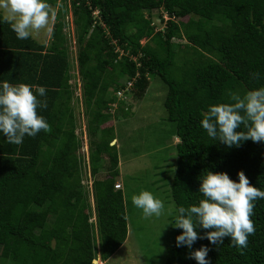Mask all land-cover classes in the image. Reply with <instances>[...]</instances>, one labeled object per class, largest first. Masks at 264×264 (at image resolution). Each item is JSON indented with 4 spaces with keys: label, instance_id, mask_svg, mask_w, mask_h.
<instances>
[{
    "label": "trees",
    "instance_id": "trees-1",
    "mask_svg": "<svg viewBox=\"0 0 264 264\" xmlns=\"http://www.w3.org/2000/svg\"><path fill=\"white\" fill-rule=\"evenodd\" d=\"M66 1L47 0L57 7L58 20V33L52 30L55 38L47 46L32 37L17 39L0 16V90L5 81L33 86L47 104L37 112L51 128L26 135L20 145L8 144L0 133V264L106 262L123 245L127 217L122 191L114 189L119 175L111 145L114 129L103 125L118 117L111 113L117 105L127 116L117 93L130 80L127 92L137 101L147 95L149 77L165 86L166 120L174 123L178 137L169 190L177 216L179 207L202 199L199 177L205 171L226 173L236 182L243 171L252 186L264 191V142L248 140L230 148L210 138L200 124L210 106L232 102L229 92L243 97L264 87V0H71L93 211L82 184V141L72 114L78 98L70 83L76 75L69 39L62 32ZM96 10L105 28L94 21ZM153 10L167 15L162 30L151 21ZM35 86L46 89L44 97ZM93 214L95 221L89 222ZM251 219L255 234L242 250L230 246L228 237L223 244L205 238L191 248L178 247L176 237L183 230L175 228L174 246L163 264H197L190 253L202 247L209 250V264H264V199L255 202ZM196 231L204 237L208 230Z\"/></svg>",
    "mask_w": 264,
    "mask_h": 264
},
{
    "label": "clouds",
    "instance_id": "clouds-1",
    "mask_svg": "<svg viewBox=\"0 0 264 264\" xmlns=\"http://www.w3.org/2000/svg\"><path fill=\"white\" fill-rule=\"evenodd\" d=\"M0 16L10 25L17 39L25 40L33 34L50 31L54 12L47 0H0ZM253 75L259 77L258 73ZM32 88L25 83L12 85L5 81L2 84L0 133L6 136L8 144L20 145L26 135L35 137L41 131H51L45 118L37 112L38 108L46 109L47 104L37 98ZM35 91L40 97L46 94V89L41 86H35ZM228 95L231 103L210 106L203 115L200 124L207 135L230 148L239 147L241 142L248 140L264 142V87L248 91L243 97L232 92ZM238 179L236 182L226 173L211 171H205L199 177L202 199L198 205L178 208L174 228L183 230L176 237L178 247L191 248L198 239L205 238L214 245L223 244L224 238L228 237L230 246L238 250L247 248L249 236L255 234L251 219L255 202L264 199V191L252 186L243 171L238 173ZM132 203L142 211L145 219L163 215V202L149 191L133 195ZM197 228L208 231L201 237ZM208 251L207 247H202L190 253V258L197 264H209Z\"/></svg>",
    "mask_w": 264,
    "mask_h": 264
},
{
    "label": "rangeland",
    "instance_id": "rangeland-1",
    "mask_svg": "<svg viewBox=\"0 0 264 264\" xmlns=\"http://www.w3.org/2000/svg\"><path fill=\"white\" fill-rule=\"evenodd\" d=\"M71 0L66 1L67 13L64 16V27L62 32L69 39V52L73 63V72L76 75L70 81L76 88L74 95L78 102L74 103L73 115L78 119L76 134L80 135L82 144L80 153L85 159V173L83 174V186L87 188L88 199L92 211L94 200L92 186L94 177L88 165L89 137L86 133V117L81 103V79L77 75L76 66V43L73 25ZM54 16L50 21V31H42L33 34L34 38L41 44L49 45L55 36L51 34L58 22L56 17L57 7L51 8ZM162 16V17H161ZM161 17V18H160ZM167 15L163 10L151 11V21L156 30L165 27ZM163 19V22L161 21ZM186 19L181 20L185 23ZM177 42V40H174ZM146 42L141 40V44ZM183 50H186L187 43L181 39ZM122 82L124 80H121ZM149 89L147 95L140 101L134 99L130 92L117 97L124 101L122 110L127 116H121L117 111L118 105L114 103L112 114H118L117 118H111L103 127H113L115 144L118 155V177L116 185L122 191L127 217V238L123 245L105 262L96 260L95 264H163L168 249L174 246V226L177 217L176 207L170 197V185L176 165L175 144L178 137L175 133L174 123L166 120V113L163 107L165 97V86L156 78L149 77ZM118 100V99H117ZM104 169L100 170L99 176L103 177ZM92 180V181H91ZM122 188H121V185ZM142 191H149L155 198L160 199L164 204V212L160 217L145 219L142 211L132 203V196L139 195ZM52 220V217H50ZM95 221L93 214L89 222Z\"/></svg>",
    "mask_w": 264,
    "mask_h": 264
},
{
    "label": "built area",
    "instance_id": "built-area-1",
    "mask_svg": "<svg viewBox=\"0 0 264 264\" xmlns=\"http://www.w3.org/2000/svg\"><path fill=\"white\" fill-rule=\"evenodd\" d=\"M92 17L94 18V21L95 22H99V24H101L102 26H103V28H104V25L102 24V23H100V21H99V17H98V11L96 10V11H93L92 12ZM167 18V17H166ZM167 20V19H166ZM115 52H119V55H121L122 54V52L117 48V49H115ZM132 83H133V81L132 80H130V81H128V82H126V88L122 91V92H118L117 93V95L120 97V96H123V94L127 91V89L129 88V87H131L132 86ZM83 155V154H82ZM83 157H84V155H83ZM83 166H84V169H85V159H84V162H83ZM92 181V180H91ZM83 183V182H82ZM92 186V185H91ZM114 188L116 189V190H118L119 189V185H114Z\"/></svg>",
    "mask_w": 264,
    "mask_h": 264
},
{
    "label": "crops",
    "instance_id": "crops-1",
    "mask_svg": "<svg viewBox=\"0 0 264 264\" xmlns=\"http://www.w3.org/2000/svg\"><path fill=\"white\" fill-rule=\"evenodd\" d=\"M120 185H121V184H120ZM121 188H122V185H121ZM97 260H98L100 263H105V262H101L99 258H98Z\"/></svg>",
    "mask_w": 264,
    "mask_h": 264
},
{
    "label": "water",
    "instance_id": "water-1",
    "mask_svg": "<svg viewBox=\"0 0 264 264\" xmlns=\"http://www.w3.org/2000/svg\"><path fill=\"white\" fill-rule=\"evenodd\" d=\"M94 261H95V263H96V260H93L92 263H93Z\"/></svg>",
    "mask_w": 264,
    "mask_h": 264
}]
</instances>
